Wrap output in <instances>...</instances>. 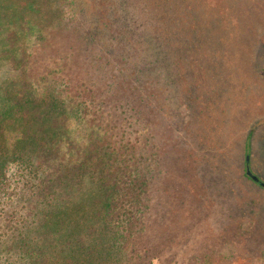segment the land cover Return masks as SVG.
<instances>
[{"label":"rangeland","instance_id":"obj_1","mask_svg":"<svg viewBox=\"0 0 264 264\" xmlns=\"http://www.w3.org/2000/svg\"><path fill=\"white\" fill-rule=\"evenodd\" d=\"M5 1L21 67L0 77L57 82L81 104L57 158L82 159L92 135L122 183L145 179L160 264H264V187L245 174L247 155L264 181V0H58V17Z\"/></svg>","mask_w":264,"mask_h":264},{"label":"trees","instance_id":"obj_2","mask_svg":"<svg viewBox=\"0 0 264 264\" xmlns=\"http://www.w3.org/2000/svg\"><path fill=\"white\" fill-rule=\"evenodd\" d=\"M45 1L57 16L58 0ZM8 10L0 0V70L9 61L21 67L20 46L9 39L7 25L8 14L19 11ZM155 34L166 48L182 49L163 29ZM18 74L7 70L0 77V264H160V251L146 238L145 179L136 185L130 176L122 183L116 172L125 169L115 167L112 153L92 143V135L82 159L57 158L75 141L65 137L81 104L56 81L37 89ZM8 132L15 133L12 141Z\"/></svg>","mask_w":264,"mask_h":264},{"label":"water","instance_id":"obj_3","mask_svg":"<svg viewBox=\"0 0 264 264\" xmlns=\"http://www.w3.org/2000/svg\"><path fill=\"white\" fill-rule=\"evenodd\" d=\"M248 161V157H246V162ZM246 174L257 184H259L260 186L264 187V181L259 179L256 175H254L248 165V163L246 164V168H245Z\"/></svg>","mask_w":264,"mask_h":264},{"label":"flooded vegetation","instance_id":"obj_4","mask_svg":"<svg viewBox=\"0 0 264 264\" xmlns=\"http://www.w3.org/2000/svg\"><path fill=\"white\" fill-rule=\"evenodd\" d=\"M248 157V156H247ZM248 162V161H247ZM247 162H246V164H247Z\"/></svg>","mask_w":264,"mask_h":264}]
</instances>
